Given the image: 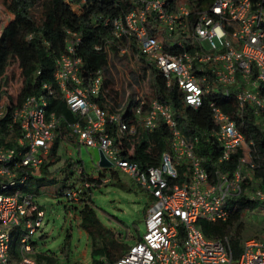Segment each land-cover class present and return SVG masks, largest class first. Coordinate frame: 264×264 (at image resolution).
<instances>
[{
  "label": "built area",
  "instance_id": "obj_1",
  "mask_svg": "<svg viewBox=\"0 0 264 264\" xmlns=\"http://www.w3.org/2000/svg\"><path fill=\"white\" fill-rule=\"evenodd\" d=\"M65 1L80 14L87 0ZM132 3L114 19L99 17V23L111 26L112 40L94 45V50L109 54L111 62L112 56H132L136 47L146 66L162 73L167 87L176 84L186 106L198 109L207 103L214 125L210 135L221 148L218 164L227 165L237 156L236 165L210 172L197 151L199 138L184 136L171 105L148 100L142 90L129 119L120 110L124 106L115 111L105 108L97 101L105 69L84 81L83 58L78 54L82 40L67 30L65 50L56 59L54 87L44 83L43 94L27 96L18 104L25 81L17 65L7 68L6 83L0 84V117L12 106L10 126L17 125L21 133L10 147L0 142V264H39L30 241L41 230L46 211L35 193L21 189L37 174L57 137L63 117L49 111L48 101L56 94L76 119L69 138L102 151L111 163L102 169L122 172L150 200L141 239L110 264H264V230L242 242L236 259L227 237L209 238L199 224L227 222L231 200L241 196L259 203L264 219V190L256 187L248 192V182L255 180L261 167V155L244 122L248 118L264 130V0H214L201 7L170 0ZM18 77L14 92L13 80ZM225 98L233 100L234 114L220 105ZM161 125L169 130L170 148L142 167L131 159L140 133H153ZM83 185L91 187L87 181ZM80 188L69 190L65 199L77 202ZM18 227L24 232L19 259L14 261L10 244Z\"/></svg>",
  "mask_w": 264,
  "mask_h": 264
},
{
  "label": "trees",
  "instance_id": "obj_2",
  "mask_svg": "<svg viewBox=\"0 0 264 264\" xmlns=\"http://www.w3.org/2000/svg\"><path fill=\"white\" fill-rule=\"evenodd\" d=\"M189 2L192 7L208 6L214 0H170ZM4 6L11 15V19L3 27L0 35V84L6 83L3 76L8 67L17 65L21 70V77L24 78L25 84L18 97V104L30 95L39 96L41 86L44 83L54 87V72L56 59L64 52L67 39V30L76 32L82 40L78 49V54L83 58L81 76L85 82L95 77L99 71L108 67L110 55L94 50V45L103 44L105 40H112L111 26L99 23V17H110L114 19L127 12L133 7L132 0H87L83 4L80 14H76L72 7L65 0H4ZM152 20V17L150 18ZM116 45H121L122 41L114 40ZM134 45V44H133ZM134 47V46H133ZM113 54H117L115 46H112ZM135 55H138L136 47L133 48ZM145 64L144 59H139V64ZM143 76L149 73L150 87L147 99H157L162 103L170 104L176 117L180 120V129L188 139L199 138L197 151L200 156L204 157V165L212 172L218 169L232 170L237 162V156H233L231 161L225 164H218V158L221 154V148L216 139L210 134L214 127L211 117V110L207 103L198 109L186 106L182 93L178 87L173 85L167 87L166 81L159 70L146 67L142 68ZM40 72L39 74H37ZM136 75V72H133ZM136 77H138L136 79ZM134 81L139 84V75ZM114 90V81L110 77L105 78L102 93L98 102L102 103L110 111L115 106L124 105L127 119L130 118L131 110L135 104V97L132 95L126 104L117 97ZM49 111L55 112L63 117L58 129L57 137L49 152L48 157L41 165L37 174L30 177L27 184L21 189L37 194L42 188H49L57 184V173H65L62 187L59 190V196L65 194L76 187L81 186L79 196L80 204L76 207L79 217L80 228L88 234L91 244L92 264H110L122 257L130 246L124 243L120 238V233H116L112 228L105 226L99 219L94 202L88 197L90 188H85L83 183L74 179L75 169L81 165L79 161L68 162L60 170L51 173L49 168L61 161L58 154L60 142L63 135L70 132V125L75 122V117L68 109L66 104L56 94L55 97H49ZM108 101L113 103L109 104ZM232 99H220L219 103L229 114L235 113V106ZM122 102V103H121ZM14 105V103H13ZM12 106L9 107L8 113L0 117V142L10 147L14 143V138L21 135L17 125L10 126L12 123ZM249 131V138L255 141L257 150L261 155V167L254 175L255 180L248 182L252 189L259 187L264 190V130L253 124L248 118L244 120ZM11 139V140H10ZM210 139V140H209ZM7 140H10L6 143ZM126 144H129L126 142ZM170 148V133L164 125L159 126L153 133L142 130L136 148L133 150L131 159L137 161L142 167L150 164L153 156L167 151ZM111 172L112 178L117 177L118 171L105 169ZM104 177V175H102ZM85 182L86 180H82ZM94 182V181H93ZM183 179L179 180L182 183ZM122 189H126L124 184H116ZM78 190V189H77ZM69 202V201H68ZM230 218L227 222L211 223L206 220L199 222L204 234L209 238H223L227 236L228 229L233 223L241 217L247 209H254L259 203L249 200L246 196H241L230 202ZM41 207L45 209L42 205ZM66 207V206H65ZM66 211V208H65ZM67 212V211H66ZM69 213V212H67ZM239 228V226H238ZM238 228L235 236L230 238L233 255L237 259L242 252V240H240ZM21 227L12 231L11 256L14 261L19 259L20 239L23 233ZM138 241L142 233L135 231ZM46 236H42L44 239ZM71 235L67 234L65 242L61 248V254L70 251ZM35 250L34 258L39 264H58L56 255L51 252H38V245L34 240L30 241ZM137 242V241H135ZM66 253V254H67Z\"/></svg>",
  "mask_w": 264,
  "mask_h": 264
},
{
  "label": "rangeland",
  "instance_id": "obj_3",
  "mask_svg": "<svg viewBox=\"0 0 264 264\" xmlns=\"http://www.w3.org/2000/svg\"><path fill=\"white\" fill-rule=\"evenodd\" d=\"M11 15L7 12L4 6V0H0V31L3 30L2 24L6 23ZM3 24V25H4ZM134 62V64H133ZM139 60L135 56L126 55L121 58L118 55L112 56L110 66L105 70V78L110 77L114 81V90L117 92L116 99L125 100V95L135 93L133 87L127 88L130 78L135 79L139 75V87L143 91H149L150 79L143 76V69L138 66ZM146 67V66H145ZM136 72V75L133 72ZM14 75V72H11ZM138 77H136L137 79ZM14 87L20 83V78H14ZM13 101L16 100L17 95H11ZM110 105L111 101H108ZM124 102V101H123ZM115 107L114 110L118 106ZM65 144H61L59 149V156L61 161L49 168L51 173L60 170L68 162L79 161L73 174L74 179L83 183L86 180L91 184V191L88 192V197L95 203L96 210L100 221L112 228L116 233H120V238L125 244L130 246L135 241H138L135 231L143 233L145 227V211L150 204V200L146 193L142 191L130 178L118 171L117 177L112 178L110 171L102 169L94 161L93 147H87L84 144H78L76 137H71L66 134L63 135ZM65 173H57V184L49 188H42L37 194V201L45 208L46 217L43 226L34 238V242L38 245V252H53L58 264H74L75 261H81L84 264H92L91 260V244L88 234L84 232L79 226V217L77 215L76 207L79 202H68L65 197L59 196V190L62 187ZM104 175V177H102ZM94 181V182H93ZM116 184H124L126 189L118 187ZM248 192L252 191V186L247 185ZM66 206V207H65ZM69 212L67 213L65 211ZM239 226V228H238ZM238 228L239 237L242 242L254 236H260L264 230V219L261 215L260 209L257 206L254 209H247L239 219L228 229L227 237L229 240L236 234ZM67 234L71 235L70 251L61 254V248L65 242ZM46 236L41 239L42 236ZM224 238V237H223ZM67 253V254H66Z\"/></svg>",
  "mask_w": 264,
  "mask_h": 264
},
{
  "label": "crops",
  "instance_id": "obj_4",
  "mask_svg": "<svg viewBox=\"0 0 264 264\" xmlns=\"http://www.w3.org/2000/svg\"><path fill=\"white\" fill-rule=\"evenodd\" d=\"M12 17H10L9 18V20L3 25L2 24V26L4 27V26H6L7 24H8V22L10 21V19H11ZM2 27V28H3ZM2 31V30H1ZM1 31H0V35H1ZM139 63V62H138ZM133 64H134V62H133ZM138 66H140L141 68H143V67H145L146 65L145 64H143V63H140V64H138ZM148 70V69H147ZM148 72H149V70H148ZM148 79H151V77H150V75H149V73H148ZM135 79H133V78H130V81H129V83H127L126 84V87L127 88H132L133 86L135 87L134 88V92L135 93H133L132 95L135 97V101H136V99L140 96L139 95V93H141V88L139 87V85L137 86V85H135V83H136V81H134ZM149 89V88H148ZM145 92V94H148L149 93V91H144ZM131 94L129 95V91H128V95H125V97H126V99L125 100H122V101H124L122 104H126L127 103V101L130 99V97L132 96ZM122 106H124V105H122ZM122 106H120V107H122ZM119 107V108H120ZM118 109V108H117ZM116 109V110H117ZM120 110H121V112L122 113H124V114H126V112H125V109H123V108H120ZM113 111H115V110H113ZM65 144L64 142H60V146H61V144ZM93 152V151H92ZM94 158V157H93Z\"/></svg>",
  "mask_w": 264,
  "mask_h": 264
},
{
  "label": "water",
  "instance_id": "obj_5",
  "mask_svg": "<svg viewBox=\"0 0 264 264\" xmlns=\"http://www.w3.org/2000/svg\"><path fill=\"white\" fill-rule=\"evenodd\" d=\"M93 157H94V161L103 168L106 167H111V163L106 159V157L104 156L103 152L100 151L98 148H94L93 149Z\"/></svg>",
  "mask_w": 264,
  "mask_h": 264
},
{
  "label": "clouds",
  "instance_id": "obj_6",
  "mask_svg": "<svg viewBox=\"0 0 264 264\" xmlns=\"http://www.w3.org/2000/svg\"><path fill=\"white\" fill-rule=\"evenodd\" d=\"M133 55L135 56V59H141L140 57H138V55H135V52H133ZM133 55H132V57H133ZM129 57V56H128ZM112 59V58H111ZM143 59V58H142ZM145 65H146V63H145ZM109 66H110V62H109V65H108V67H106V68H104L105 70H107V68H109ZM146 68L149 70V68L146 66ZM104 80H105V76H104ZM135 85H137L138 86V83H135ZM63 142V141H62ZM99 166V165H98ZM100 167V166H99ZM102 168V167H101Z\"/></svg>",
  "mask_w": 264,
  "mask_h": 264
}]
</instances>
